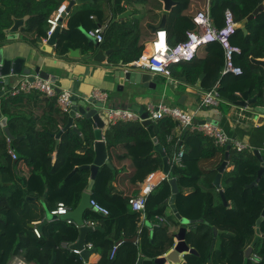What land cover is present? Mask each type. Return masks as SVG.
<instances>
[{"label":"trees","instance_id":"trees-1","mask_svg":"<svg viewBox=\"0 0 264 264\" xmlns=\"http://www.w3.org/2000/svg\"><path fill=\"white\" fill-rule=\"evenodd\" d=\"M63 1L0 0V46L7 41L3 29L12 25V16L31 15L22 34L26 43L35 45L38 38L47 37L50 14ZM99 1L103 0H96V3ZM121 1H114L113 14L124 10L123 6H119ZM211 5L222 9V14L226 8H231L236 19L247 30L245 33L243 27L238 28L231 38V43L241 49V52L234 54V64L242 69V73L222 74L224 49L219 42H211L200 47L199 50L204 49L203 54H199L198 50L193 60L172 64V75L181 84L195 85L204 73L203 89L208 90L220 82L219 88L225 102L235 104L242 98L241 93L248 92L250 98H256L252 106L264 105V67L253 61L264 58V10L248 19L259 5L258 0H211ZM153 14L160 16L155 10ZM195 16L172 15L167 29L169 45L186 40L187 31L196 29ZM105 17L101 7L98 11L83 7L75 10L70 15L66 34L59 39L57 51L64 55L70 45L82 43L87 48H93L94 45L88 42L80 27L88 31L103 24ZM126 29L124 26L118 30L110 44L121 45L111 54L114 62L122 60L128 63L138 59L145 43L151 39L146 36V31L134 33ZM175 66H181V70H175ZM1 109L14 136L10 144L17 153V159L13 160L8 152L9 142L0 129V264H7L16 254H22L32 264H50L53 256L56 257L54 264H87L80 254L64 246L79 239L80 228L58 216L53 217L51 212L57 209L60 202L74 210L88 188L92 172L81 166L93 164L96 157L93 123L85 117L76 118L74 125L64 130L58 139L57 134L69 122V113L60 108L55 97L39 91L6 95L1 98ZM152 130L171 163L182 145L184 167H172L175 176L185 174L188 175L185 176V179H189L188 184L196 179L200 184V190L185 196L180 181L178 196L182 194L183 198L179 202L177 196L176 204L183 217L189 220L202 218L204 221L184 225L173 213L171 218L175 229L182 226L188 228L186 242L199 252L197 255L186 254V263L264 264V236L258 239L253 248L259 261L253 260V255L245 257L246 249L256 236V221L264 209V173L257 185L249 186L256 180L261 168L255 150H261L264 157V125L249 130V148L238 151L231 146L229 160L234 167L225 171L221 179L229 206L224 204L213 183L224 161L227 146L217 145L212 138L196 129L185 131L179 121L170 116L155 120ZM237 132L243 134L240 130ZM233 134L230 133V136ZM105 138L112 166L104 164L99 168L91 195L106 214L93 208L86 209L84 213L85 221L101 226L86 237V243L93 244L101 257L97 262L88 264H137L141 256L152 259L143 264H157L154 259L173 249L176 231L164 223L152 231L145 225L139 233L140 214L132 210L130 196H125L114 185L121 168L115 165L113 156L120 145L128 146L126 155L134 167L129 180L138 183L164 168L163 155L156 149L148 126L140 121L118 122L105 131ZM192 166L197 167L198 171L190 177ZM75 168L76 171L72 173ZM199 194L203 199L196 204ZM170 196L168 179L154 187L147 204L150 221H154L157 214L148 212L149 205L161 212L168 207ZM39 201L42 202L40 205ZM47 214L52 219L47 218ZM46 219L49 220L39 238L29 224L41 223ZM214 228L218 231L216 236ZM261 229L264 234V221ZM213 240L215 245L210 255ZM120 241L122 244L111 257L113 246Z\"/></svg>","mask_w":264,"mask_h":264},{"label":"crops","instance_id":"crops-1","mask_svg":"<svg viewBox=\"0 0 264 264\" xmlns=\"http://www.w3.org/2000/svg\"><path fill=\"white\" fill-rule=\"evenodd\" d=\"M114 1L113 0H103V1H99L98 3H96V0H88V1L83 2L81 4H74L71 7L70 11L66 12L64 14L63 19H61V22L59 23V26L61 27V30L59 32V39L61 36L65 35L67 32L66 30L68 29V21H69L70 15L75 10L80 9L82 7L87 8V9H92V10L96 9L97 11L100 9V7L103 8L105 11V15H106L105 20L103 21V24H108L109 27H108L107 31L105 32L104 41L100 44L97 42H93L92 40H89V38L86 35L87 30L80 27L81 32L87 37L88 42H90L94 45V47L93 48H87L85 43H82V45L77 44L76 46L70 45L69 48H74V49L80 50V57L78 58V57H70L69 56V49H68L66 54H64V55L60 54L57 51V47L59 46V45H57V46H55V48L53 50V54L51 56L52 59L50 61V65L47 69L50 73L57 74L61 77L60 88L69 89V90L73 91V94L76 91H80L84 96H89L95 90H101L102 92L107 93L108 98L104 104V107L99 110L101 117L103 116L102 114L104 113L105 109H107V108L129 107V108L133 109V105H141V106L145 107L148 102H154L153 100H150V94L147 91L158 88L157 75H153V82L156 84L155 88H148V87H145L143 84H134L133 85L130 83H126L125 89L123 90L124 93H120L118 95H115L114 93H116V92L119 93L120 91L118 90V85L114 82V77H113L114 67L117 66L122 60H119L118 62H114L113 60H111V54L115 50L119 49L121 47V45L117 44V45L111 46L110 44L113 42L114 35L116 34V32L118 30H120L121 28H123L124 26L127 28L126 30H130L131 32L137 33V32H141V31H146V30H144L145 26H147V28L152 30L151 26L159 25L161 22V19H162V13L164 12V9H165L163 1H161V0H139V1L131 0L130 2L129 1L127 2V1L123 0V1H121L119 6L120 7L123 6L124 10L122 12H119V13L117 12L116 14H113V11L115 10V2ZM174 1L176 3L169 10L166 28L160 29V30H166V32H167L168 26L172 22V20H171L172 15H179V14L180 15H194V14L197 15L198 12L206 10V7H207V4L209 1H210L211 14H212V17L214 18L215 23L217 25H221L223 23V14L221 11L222 9L215 8V7L213 8L211 5V0H209V1L208 0H174ZM62 4L68 5V0L63 1ZM97 4L99 5L98 7H96ZM117 6L118 5H116V7ZM153 9L155 10V12L160 14L159 17L153 14V11H154ZM145 10H146V12H145ZM55 11H53L50 15L52 16L55 13ZM147 11L150 12L149 16L147 15ZM126 12H128V15L121 17V15H123ZM26 15H29V18H28V20H29L31 15L30 14H26ZM12 18H13V16H12ZM17 18H21V17H17ZM91 18H93V16H91ZM152 18L156 19L157 22L156 23L149 22L150 19H152ZM27 21H26V23H27ZM126 24H127V26H126ZM241 27H243L242 23L239 22V28H241ZM109 29L111 30V32H109ZM156 32L153 31V33L150 35V36H153L154 38H151L148 36V34H146V36L148 38H151V39H149V41L145 43L142 53L143 52H146V54L151 53L152 47H151L150 43H152L153 40H155ZM146 33H148V32H146ZM245 33H247V32H245ZM22 34H23V29L21 31L20 39L18 41H15V42H19L16 44H19L22 48L28 47L27 45H29V44L25 43L26 41L23 40ZM108 34H111L110 38H109ZM6 37H7V35H6ZM41 38H43V40L45 42L46 41L45 39L47 37H41ZM167 38H168V33H167ZM8 43L9 42L6 41L3 45H6ZM35 43H36L35 45L37 46L38 45L37 40ZM58 44H59V40H58ZM162 44H164V40L162 41V43H160L159 46H161ZM3 45H1V46H3ZM109 50H112V51L109 54H106L107 51H109ZM203 51H204V49L201 48L199 50V54H203ZM259 59H264V58H259ZM174 69L177 71H180L181 66H175ZM171 72H172V69H171ZM202 74H204V73H202ZM160 75L163 78H165V77L169 78L171 80V82L175 83L176 87H175V90L173 91L174 95L172 96V98L174 99L176 96L179 99V102L184 104V106H185L184 108H186L188 111H191V112L196 111L197 112L196 119L198 121L204 122V121L210 120V119L211 120L218 119L219 125L225 130V132L229 136H230V133L234 132L232 137L235 136V139H233V141H232V146L235 147V141H241V142H244V143L249 145V142H250L249 130L253 127H258V125H256V123L253 121V114L247 113V111L243 107L235 106L233 103L227 102V101L222 102V104L219 106V108H218L219 113H216L211 108L200 107V98L202 96V93L205 91V89H203V87H202V82H201V86H199L198 84L201 80L204 79L205 74H204L203 78L200 77L199 81L195 85L192 83H187V84L182 83L181 84V81L179 79H177L176 77H174L172 74L170 77L164 76L162 74H160ZM20 78L21 77H13L11 79L10 85H15ZM2 88H3V86H2ZM127 89L130 91L132 90L133 93L129 94ZM29 93H31V92H29ZM6 95H8V94L6 93L4 96H6ZM111 95H112V97H114L113 99H111ZM240 100H242V98ZM161 102H163V101H161ZM172 106H175V105L172 104ZM251 106H252V104H251ZM240 113L243 114L242 115L243 117H241V122H237V118L239 117ZM77 114H78V116H77ZM69 115H70V113H69ZM80 117L82 118L83 116L77 112L75 117H74V121L76 118H80ZM224 120L227 121L229 123V125H232V129H227L224 126H222ZM7 124H8V122H7ZM0 129L4 133V135H6L4 126L1 124H0ZM107 129L108 128L106 126L103 128V136H104V140L106 142L107 157L110 160V154H109V151L107 148V140L105 138V131ZM239 130L243 134H239L237 132ZM177 131H179V129H177ZM94 132H95V128H94ZM6 137L8 140L7 142H9V146H8V152H9V149L14 150V148L10 144L12 142V139L9 138L7 135H6ZM95 138H96V135H95ZM181 146L182 145H180V149H182ZM127 147L128 146L125 144L120 145L117 148V150L114 152V156L112 155L113 158H115V162H116V164L115 163H113V164H115L116 166L121 168V173L117 177V181L114 183L116 188L119 191L123 192V194L125 196H132V195L140 194L143 187L147 183H149V181L153 182V181H158L160 179L158 181V184L161 183L163 181L162 180L163 174L165 173L164 168L161 170H157L156 172L150 174L144 182L132 183L129 180V176H130L131 172L133 171L134 167L132 166V161H131L130 157H128L126 155L127 154ZM14 152H15V150H14ZM178 152H176V153H178ZM13 160H16V159L13 158ZM170 162L171 161L169 158V164H170ZM182 167H184V165ZM182 167H178V168H182ZM233 167L234 166L230 164V160H229L225 171H230L233 169ZM170 169H171V167H170ZM191 171H192V173H191L190 177L196 175L198 169H197V167L192 166ZM178 176H180V178L178 179V185L181 181L180 184H182V186H183L185 196H189L193 192H197L198 190H200V184L198 183V179H196L194 181V183L188 184L187 182L189 181V179H185V176H188V175L184 174L183 176L182 175H178ZM190 177H187V178H190ZM150 178H151V180H149ZM221 179H222V177H221ZM213 183H214V181H213ZM221 188H222V185H221ZM201 198H202V195L199 194L197 196V199H196V204L201 202V200H200ZM40 202L41 201L38 202L39 205H40ZM176 202H177V199H176ZM148 212H154L157 215H159V213H160V215L167 216L169 219L168 225L171 227V229L175 230L176 233L180 230V228L175 229L171 223L172 213L174 214V212L172 211L170 204L168 205V207L166 209H163L161 212L155 211V209H153V205H149ZM51 215L47 214V218L52 219ZM154 219H155L154 221H150L148 218V215H147L146 219L142 218L140 215L138 226L147 225L151 229V224L156 222V215L154 216ZM184 225H188V224H184ZM152 230L153 229H151V231ZM174 240H175V243H177V240L175 237H174ZM17 255H22V254H16L14 256H17ZM252 255L254 256L255 253H252ZM100 257H101V255L97 251H95L90 256L89 262L95 263L100 259ZM182 257H183V260L186 261L185 255L184 256L182 255Z\"/></svg>","mask_w":264,"mask_h":264},{"label":"water","instance_id":"water-1","mask_svg":"<svg viewBox=\"0 0 264 264\" xmlns=\"http://www.w3.org/2000/svg\"><path fill=\"white\" fill-rule=\"evenodd\" d=\"M88 0H68V5L66 7V12H69L71 7L74 4H81L83 2H86ZM164 3V12L162 13V19L159 25L157 26H151L152 30L156 32L157 30L166 28L167 19H168V13L171 7L176 3L174 0H161ZM259 5L257 8L253 11L251 15L248 16V19L254 18L260 11L264 10V4L263 0H258ZM65 12V13H66ZM64 13V14H65ZM128 12L121 15L127 16ZM64 16V15H63ZM29 15H25L21 18L14 17L12 18L13 23L9 28L3 29V32L7 35V41L9 42L6 45L0 46V124L4 126L5 134L11 138L14 139V136L9 130V127L7 126V117L4 116L2 109H1V98L5 95V90L2 88V86H11V79L13 77H24L26 75H29V80L33 81L36 74H39L43 78L50 79L53 83L57 85L56 90L58 92L61 91V77L57 74L50 73L47 69L50 65V61L52 59V54L55 46L58 45L59 40V32L61 30V27L58 26L56 30L52 33V35L44 42L43 38H38L37 42L38 45H27L28 47H21L18 41L21 36V31L26 27V21L28 20ZM244 32H247L246 28L243 27ZM87 37L89 40H92L93 42H96L94 38H91L88 36L86 32ZM14 42V43H13ZM23 43V42H22ZM26 43V42H25ZM22 48V49H21ZM112 50L107 51L106 54H109ZM69 56L70 57H80V50L70 48L69 49ZM257 64H260L264 67V59H253ZM126 63L121 61L117 66L114 67V82L118 85L119 90H124L126 83L130 84H143L145 87L148 88H155L156 84L153 82V74L150 72H144V71H136V70H126ZM204 74L201 75V78H203ZM202 80L199 82V86H201ZM128 90V89H127ZM128 93H133V91L128 90ZM242 100L237 101L234 105L243 107L247 113L253 114V121L256 123V125L261 126L264 125V105H257V106H251V104L255 103L256 98H249L248 92L241 93ZM72 108L69 115V122L66 125L65 128H63L58 134L57 138L59 139L62 132L74 125V117L76 113L78 112L83 117L89 119L95 128V135H96V141H95V152L96 157L94 160V163L91 165H83L81 167L89 168L92 172L91 179L89 181V185L87 190L82 194V198L80 200L79 205L74 209L70 210L67 214L60 215V218L63 220L72 219L74 220L80 228V236L79 239L70 245V249H79L81 250L80 255L85 260V262L88 264L90 260V256L96 251V248L93 247L91 249L85 248L86 243V237L88 233L92 232L95 229L101 228L99 225L95 226H89L84 224V213L86 209L93 208L97 210V208L92 205V195L91 191L93 189L95 179L97 176V173L99 171V168L106 164L112 166L111 161L107 157V149H106V142L104 140L103 136V128L105 127L104 120L102 119L100 115V109L104 107V102L98 101L93 96V93L89 96H84L80 91H76L72 96ZM133 109L137 110L142 115V124L145 126H148L150 133L152 137L154 138V142L156 143V149L163 155L164 158V172L168 174V180L171 185V196L169 199V204L171 206L172 211L174 212L175 216L181 221L182 224H189L194 223L195 221H204V219H197V220H189L185 217H183L177 208L176 199L177 195L180 191L179 185H178V179L180 176L176 175L171 171L170 164H169V157L166 155V152L162 145L158 143L157 138L154 136V132L152 130L153 126V120L148 118V113L144 110V107L141 105H133ZM195 123H203V121H198L195 119ZM215 124H218V119L213 120ZM190 130L189 127L185 129V131ZM235 139V136H233L229 142L227 143V150L225 154L224 161L220 165L218 169V174L216 175L214 179V185L218 188L222 200L225 205L229 206V203L225 197L224 191L221 188V177L222 174L225 172V169L229 162V153L232 146V141ZM255 154L261 161V168L258 171L257 178L254 182H252L249 186L252 187L254 185H257L259 181L261 180V177L264 173V158L261 154V151L259 149L255 150ZM73 170L72 173H74ZM71 173V174H72ZM183 176V175H182ZM102 214H105L103 211H99ZM53 215V214H52ZM53 217H57L56 215H53ZM49 219L44 220L43 222L39 223L37 227L42 230L44 226L47 224ZM264 221V209L262 210L261 215L256 221V236L252 242V244L246 249L245 251V257L250 258L253 253L254 245L257 243L258 239L264 234L262 233L261 225ZM30 227L34 228L35 224L30 223ZM187 227L182 226L180 230L176 233L175 238L177 240L176 246L170 250L169 253H167L164 256H160L156 259H154L155 263L157 264H187L186 261L183 260L182 255L186 254H199V252L193 248L190 247L186 242V234H187ZM218 234V231L216 228H214V235L216 236ZM215 240H213L211 249H210V255L214 248ZM56 257L53 256V259L50 264L55 263ZM146 260H152L151 258H139L137 264H143ZM211 264V263H208Z\"/></svg>","mask_w":264,"mask_h":264},{"label":"built area","instance_id":"built-area-1","mask_svg":"<svg viewBox=\"0 0 264 264\" xmlns=\"http://www.w3.org/2000/svg\"><path fill=\"white\" fill-rule=\"evenodd\" d=\"M66 7V4H62L48 20V22L50 23V28L45 40H47L59 26L60 19L66 12ZM194 22L196 24V29L187 31V39L179 42L174 46L169 45L167 41L166 30H158L156 32L155 40L150 43L152 44V52L150 54H146V52H143L138 59L126 63V70L144 71L150 72L153 75L162 74L164 76L170 77L172 74V64L193 60L200 47L211 42H219L222 45L225 54L222 74H241L242 69L234 64V54L241 52V49L240 47L235 46L231 43L232 36L237 32L239 28V22L236 19L234 11L231 8H226L223 13V23L221 25H217L214 21V18L212 17L209 1L206 10L198 12V14L194 17ZM108 27V24H101L95 28L88 30L87 34L91 38H94L97 43H102L105 39V32L107 31ZM162 35H164V44L159 46V43L162 40ZM34 78L35 79L31 81L29 80V75H26L24 77H21L15 85L4 86L3 89L5 90V94L7 93L8 95L16 96L21 93H29L36 90L46 96L55 97L61 109L64 112L70 113L73 104V91L66 88H61V91L58 92L56 90L57 85L50 81V79L43 78L39 74H36ZM219 87L220 82H216L213 87L205 90L202 93V96L200 98V107L211 108L216 113H219V106L222 104V102H225L221 95ZM93 96L96 100L102 101L104 103L108 98V94L102 92L101 90L93 91ZM144 110L148 113V118L152 119L153 122L155 120L163 118L164 116H170L173 119L179 121L182 128L186 129L187 127H189L190 129H196L202 132L204 135L212 138L219 146H226L231 139V137L225 132V130L219 125V123L215 124L211 119L206 120L203 123H195L194 121L197 117L196 111L191 112L188 110H183L178 106H172L166 103L155 104L154 102H148L144 107ZM102 115L105 126L107 128L115 125L118 122H142L143 120L141 113L129 107L107 108ZM242 115V113L239 114L237 122H241V117H243ZM235 148L238 151H241L249 148V145L241 141H235ZM9 152L14 159H17V154L13 149H10ZM183 155L184 152L182 149H180L179 152L174 155L173 163L170 162L171 169L172 167H182L184 165L182 160ZM167 178L168 174L164 173L162 180ZM149 180H151V178ZM158 181H149V183H147L143 187L140 194L132 195L129 197V204L132 210L140 213L141 217L144 219L147 218V204L149 196L154 187L158 184ZM91 203L97 208V210L106 212L102 207L97 205L94 200H92ZM70 210L71 209L66 204L60 202L57 209L53 210L51 213L60 217V215L67 214ZM67 221L69 223H75L79 227V225L74 220L68 219ZM164 223H169L168 217L160 214L156 215V222L151 224V229L159 227ZM34 224V232L37 237L40 238L41 230L37 227L39 222H35ZM84 224L89 226L96 225L94 222H87L85 220ZM142 228L143 225H140L139 233L142 231ZM121 244L122 242L120 241L113 246L111 257L116 254ZM176 244L177 243L174 244L173 248L176 246ZM64 246H69L70 248L69 244H64ZM85 248L91 249L93 248V244L85 243ZM71 250L76 254L81 253V250L79 249ZM142 257L143 256H141V258ZM252 259L256 261L259 258L257 255H254ZM8 264L32 263L28 262L24 258V256L17 255L14 256L8 262Z\"/></svg>","mask_w":264,"mask_h":264},{"label":"rangeland","instance_id":"rangeland-1","mask_svg":"<svg viewBox=\"0 0 264 264\" xmlns=\"http://www.w3.org/2000/svg\"><path fill=\"white\" fill-rule=\"evenodd\" d=\"M146 12V10H145ZM150 12L147 11V15L149 16ZM151 23H156L157 20L156 19H150ZM159 23V22H158ZM157 23V24H158ZM155 25V24H154ZM146 28V34H148L149 37L154 38L153 36H150L153 31L150 30L149 28H147V26L144 27V29ZM157 81H158V88L157 89H153V90H148L147 92L150 94V100H153L155 104H159V103H167L169 105H177L178 107H180L183 110H187L186 108H184V104L179 102V99L175 96V98L173 99L172 96L174 95L173 91L175 90V83L171 82V80L169 78H163L161 77V75H157ZM174 84V85H173ZM119 90V89H118ZM120 92H116L114 93L115 95H118L120 93H124L122 90H119ZM126 92V91H125ZM114 97H112L111 95V99H113ZM111 101V100H110ZM163 101V102H161ZM222 126H224L227 129H232V125H229V123L227 121H223ZM4 134V133H3ZM0 182H1V177H0ZM8 185V184H6ZM182 198L183 195L180 194L178 196V201L182 202ZM203 198H201L200 200L202 201ZM100 211V210H98ZM106 214V212H104ZM140 214V213H139ZM259 261V260H256Z\"/></svg>","mask_w":264,"mask_h":264},{"label":"bare ground","instance_id":"bare-ground-1","mask_svg":"<svg viewBox=\"0 0 264 264\" xmlns=\"http://www.w3.org/2000/svg\"><path fill=\"white\" fill-rule=\"evenodd\" d=\"M163 40H164V35H162V40L160 43H162ZM160 43H159V45H160ZM151 47H152V44H151ZM151 52H152V50H151Z\"/></svg>","mask_w":264,"mask_h":264},{"label":"clouds","instance_id":"clouds-1","mask_svg":"<svg viewBox=\"0 0 264 264\" xmlns=\"http://www.w3.org/2000/svg\"><path fill=\"white\" fill-rule=\"evenodd\" d=\"M169 253V252H168Z\"/></svg>","mask_w":264,"mask_h":264},{"label":"flooded vegetation","instance_id":"flooded-vegetation-1","mask_svg":"<svg viewBox=\"0 0 264 264\" xmlns=\"http://www.w3.org/2000/svg\"><path fill=\"white\" fill-rule=\"evenodd\" d=\"M164 256V255H163Z\"/></svg>","mask_w":264,"mask_h":264}]
</instances>
